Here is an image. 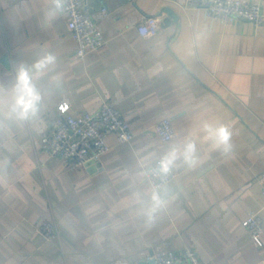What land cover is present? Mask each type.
<instances>
[{"label": "crops", "instance_id": "obj_1", "mask_svg": "<svg viewBox=\"0 0 264 264\" xmlns=\"http://www.w3.org/2000/svg\"><path fill=\"white\" fill-rule=\"evenodd\" d=\"M242 1L264 12V0ZM85 6L106 40L80 58L57 0H0V264H150L157 250L186 246L205 264H264V233L260 245L245 224L260 212L264 225V21L225 23L192 0ZM145 15L160 18L156 35L139 34ZM22 70L35 108L26 118ZM104 100L122 110L130 142L110 133L109 150L83 166L43 148L56 116ZM165 117L177 131L168 142L155 132ZM186 142L195 159L172 165L149 219L157 192L144 167ZM45 220L57 237L42 232Z\"/></svg>", "mask_w": 264, "mask_h": 264}, {"label": "built area", "instance_id": "obj_2", "mask_svg": "<svg viewBox=\"0 0 264 264\" xmlns=\"http://www.w3.org/2000/svg\"><path fill=\"white\" fill-rule=\"evenodd\" d=\"M57 3L59 9L68 15L72 37L78 44L76 54L80 58L105 43L103 31L85 8L86 0H57ZM192 3L205 8L209 17L225 23L239 19L256 24L264 21V12L259 3L242 0H192ZM160 29V18L156 15L143 16L137 25L139 34L145 37L156 35ZM155 132L165 142L177 136L170 117L160 120L155 126ZM110 133H116L120 142H130L135 135L122 110L113 101L104 100L95 112L56 116L51 121L49 131L43 135V148L69 166H83L91 160H99L109 150L107 137ZM162 160L158 159L144 167L145 175L157 193H162L175 174L173 166L167 174L159 171ZM261 192L264 196V179ZM245 224L254 240L261 245L264 225L260 212L250 214ZM40 228L49 238L58 236V227L53 221H43ZM150 259L152 264H205L193 246L181 250H157Z\"/></svg>", "mask_w": 264, "mask_h": 264}, {"label": "clouds", "instance_id": "obj_3", "mask_svg": "<svg viewBox=\"0 0 264 264\" xmlns=\"http://www.w3.org/2000/svg\"><path fill=\"white\" fill-rule=\"evenodd\" d=\"M51 62L52 58H47ZM26 81V72L21 71L18 83L20 85V94H18L16 99V105L20 109V115L22 118H26L29 111H35L33 99L29 98L31 95L24 94V84ZM39 97H35L38 99ZM228 133L224 128L219 129L218 143L227 144ZM196 154V144L194 142H186L182 146H173L164 159L160 163L159 171L162 174H167L170 171V167L178 160H183L185 163H191L195 159ZM151 207L148 209V216L151 219L152 214L155 213L157 209L163 206L164 200L158 193H153L151 197Z\"/></svg>", "mask_w": 264, "mask_h": 264}, {"label": "water", "instance_id": "obj_4", "mask_svg": "<svg viewBox=\"0 0 264 264\" xmlns=\"http://www.w3.org/2000/svg\"><path fill=\"white\" fill-rule=\"evenodd\" d=\"M152 262H153V261L151 260L150 264H152Z\"/></svg>", "mask_w": 264, "mask_h": 264}]
</instances>
